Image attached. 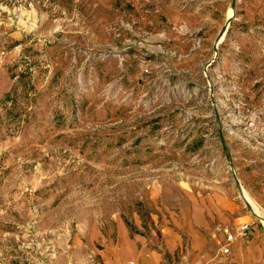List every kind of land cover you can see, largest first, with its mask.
I'll use <instances>...</instances> for the list:
<instances>
[{
  "label": "rangeland",
  "instance_id": "obj_1",
  "mask_svg": "<svg viewBox=\"0 0 264 264\" xmlns=\"http://www.w3.org/2000/svg\"><path fill=\"white\" fill-rule=\"evenodd\" d=\"M231 3L0 0V264H100L118 221L189 220L190 194L264 231L224 147L264 212V0L215 49ZM185 241L166 264L200 263Z\"/></svg>",
  "mask_w": 264,
  "mask_h": 264
},
{
  "label": "crops",
  "instance_id": "obj_2",
  "mask_svg": "<svg viewBox=\"0 0 264 264\" xmlns=\"http://www.w3.org/2000/svg\"><path fill=\"white\" fill-rule=\"evenodd\" d=\"M192 195L190 194L192 213L189 220L185 217H172V220H167V224L152 226L148 233L132 231L124 220L118 221L113 237L103 235L102 247L98 248L100 264H166V255H174L185 245L186 234L192 240L191 248L196 253L199 264H203L207 254L213 259L208 237L218 239V253L231 257L229 264H264V231L259 224L251 227L248 238H239L237 235L230 245V253L223 254L222 247L226 243L223 227L229 226L235 232L239 226L226 223L218 215L214 202L203 201L197 195ZM187 224L189 230L186 229Z\"/></svg>",
  "mask_w": 264,
  "mask_h": 264
},
{
  "label": "water",
  "instance_id": "obj_3",
  "mask_svg": "<svg viewBox=\"0 0 264 264\" xmlns=\"http://www.w3.org/2000/svg\"><path fill=\"white\" fill-rule=\"evenodd\" d=\"M236 4H237V0H232L231 8L233 9V15H232L231 17L228 18L226 25H225V26L223 27V29L221 30V32H220V34H219V36H218V38H217V40H216L215 49L217 48L218 43L222 40L223 36L225 35L226 30H227V26H228V24L230 23L231 18H232V17L234 16V14H235ZM224 147H225V151H226L227 156H228V161H229V164H230V167H231L232 174H233V176H234L235 182H236L237 185L239 186L241 192L244 193V189H245V188H244V186H243V184H242V182H241V180H240V178H239V176H238V173H237V171H236V168H235V165H234L233 159H232V157H231V155H230V153H229V151H228L227 146L224 145ZM245 198H246V197H245ZM245 198H244L245 202L251 207L249 201H248L247 199H245ZM255 215H256V214H255ZM256 216L260 218V220L262 221V223H263V225H264V218L261 217L260 215H256Z\"/></svg>",
  "mask_w": 264,
  "mask_h": 264
},
{
  "label": "built area",
  "instance_id": "obj_4",
  "mask_svg": "<svg viewBox=\"0 0 264 264\" xmlns=\"http://www.w3.org/2000/svg\"><path fill=\"white\" fill-rule=\"evenodd\" d=\"M255 221L247 222L238 227V229L234 232L229 226L223 227V233L225 234L226 243L222 247L223 254H229L231 251V243L234 242L236 236L245 237L248 234V231L251 229Z\"/></svg>",
  "mask_w": 264,
  "mask_h": 264
},
{
  "label": "bare ground",
  "instance_id": "obj_5",
  "mask_svg": "<svg viewBox=\"0 0 264 264\" xmlns=\"http://www.w3.org/2000/svg\"><path fill=\"white\" fill-rule=\"evenodd\" d=\"M229 17H231L233 15V9L230 8L229 12H228ZM241 196L243 197V199H247L251 205V209L253 211L254 214L256 215H260L261 217L264 218V212L260 209V207L252 200V198H250L249 194L247 193V190L244 189V193L241 192Z\"/></svg>",
  "mask_w": 264,
  "mask_h": 264
}]
</instances>
